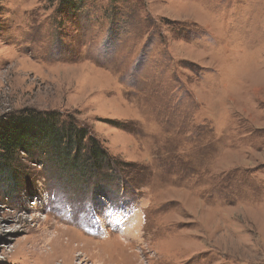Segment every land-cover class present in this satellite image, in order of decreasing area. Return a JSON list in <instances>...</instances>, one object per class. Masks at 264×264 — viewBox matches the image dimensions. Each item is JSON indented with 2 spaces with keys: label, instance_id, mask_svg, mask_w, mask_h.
I'll use <instances>...</instances> for the list:
<instances>
[{
  "label": "rangeland",
  "instance_id": "rangeland-1",
  "mask_svg": "<svg viewBox=\"0 0 264 264\" xmlns=\"http://www.w3.org/2000/svg\"><path fill=\"white\" fill-rule=\"evenodd\" d=\"M30 107L118 178L1 163L0 264H264V0H0V120Z\"/></svg>",
  "mask_w": 264,
  "mask_h": 264
},
{
  "label": "trees",
  "instance_id": "trees-1",
  "mask_svg": "<svg viewBox=\"0 0 264 264\" xmlns=\"http://www.w3.org/2000/svg\"><path fill=\"white\" fill-rule=\"evenodd\" d=\"M33 149L56 151L57 164L69 159L66 162L82 163V170H91L89 173L104 175L112 171L118 178L117 159L72 115L30 107L0 120V165L17 152Z\"/></svg>",
  "mask_w": 264,
  "mask_h": 264
},
{
  "label": "bare ground",
  "instance_id": "bare-ground-1",
  "mask_svg": "<svg viewBox=\"0 0 264 264\" xmlns=\"http://www.w3.org/2000/svg\"><path fill=\"white\" fill-rule=\"evenodd\" d=\"M84 244V243H83ZM87 245V244H86ZM75 246V245H74ZM84 247H85V245H84ZM80 248H81V246H80ZM73 250V249H72ZM75 250V249H74ZM76 251V250H75ZM101 251H102V249H101ZM73 254V253H72ZM101 255V254H100ZM86 256V255H85ZM97 256V255H96ZM101 259V258H100ZM99 260V259H98Z\"/></svg>",
  "mask_w": 264,
  "mask_h": 264
}]
</instances>
